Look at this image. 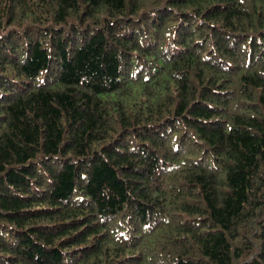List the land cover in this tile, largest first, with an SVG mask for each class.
Segmentation results:
<instances>
[{
  "label": "trees",
  "instance_id": "16d2710c",
  "mask_svg": "<svg viewBox=\"0 0 264 264\" xmlns=\"http://www.w3.org/2000/svg\"><path fill=\"white\" fill-rule=\"evenodd\" d=\"M0 264H264V0H0Z\"/></svg>",
  "mask_w": 264,
  "mask_h": 264
}]
</instances>
